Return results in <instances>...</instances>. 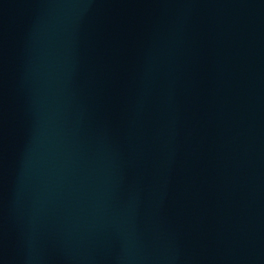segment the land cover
Returning a JSON list of instances; mask_svg holds the SVG:
<instances>
[{
    "label": "water",
    "instance_id": "95a60500",
    "mask_svg": "<svg viewBox=\"0 0 264 264\" xmlns=\"http://www.w3.org/2000/svg\"><path fill=\"white\" fill-rule=\"evenodd\" d=\"M0 264H264V0H0Z\"/></svg>",
    "mask_w": 264,
    "mask_h": 264
}]
</instances>
